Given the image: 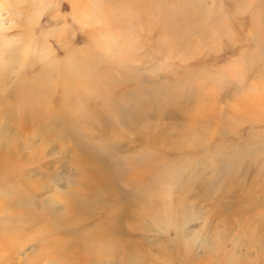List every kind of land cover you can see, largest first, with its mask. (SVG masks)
I'll use <instances>...</instances> for the list:
<instances>
[{"label": "rangeland", "instance_id": "obj_1", "mask_svg": "<svg viewBox=\"0 0 264 264\" xmlns=\"http://www.w3.org/2000/svg\"><path fill=\"white\" fill-rule=\"evenodd\" d=\"M60 1L57 13L67 22L55 24V36L47 35L57 57H32L35 54L31 51L27 61L16 60L17 45L11 44L9 51L4 46L1 51L8 52L6 57L3 55L0 79L3 85L14 87L22 81V75L26 81L39 78L40 83L53 76L55 80L49 83L44 102L66 114L68 122L81 120L85 131L78 128L61 135L50 128L49 136L36 133L30 146L20 153L22 171L12 179L0 177V195L8 189V200L13 197L15 201L9 202L21 211L40 214L59 225L66 213L65 202L57 207L50 204L49 198L58 197L61 201L80 188L87 168L78 162L83 151L93 162H110L119 184L116 198H130L135 190L124 184L120 175L141 146L147 153L146 164L168 175L161 182L169 193L165 194V203L148 209L145 230H132V222L123 225L120 259L129 244L136 253L146 255L143 260L134 258L135 264L192 260L197 243L203 240L214 246L215 253L225 240L220 235L212 236L214 222L229 219L218 214L223 204L231 206L229 212L234 218L264 217V0H156L155 18L136 11L132 12L134 18L127 16L125 25L107 21L94 9L93 0L82 1L92 15L75 22L71 4ZM163 10L174 22L167 29L159 14ZM136 16L143 21L141 27L135 24ZM198 22H203L204 30L213 28V34L204 37L186 31ZM54 28L53 20L44 11L34 28L35 36L39 38ZM13 31L18 33L20 28ZM68 48L80 65L86 62L98 72L111 75L115 83L104 97L123 106L116 116L109 112L110 106L104 107L103 99L94 95L99 94L87 87L83 94L68 90L74 96L63 99V91L55 81L69 68ZM9 53L13 60L7 65ZM73 98L77 99L74 104ZM139 113L143 129L128 128L129 120H121ZM30 134L29 130L23 133ZM84 147H91L92 151ZM233 190L236 193L232 199ZM249 198L252 202L245 205L243 202ZM7 217L0 218V229L5 231L0 234V264H62L55 255L47 254L51 245L46 243L48 239L34 241V232L20 238L14 246L7 245L12 242L10 239L16 240L17 233L7 232L10 225L17 223L13 216H9L13 221ZM64 226L62 231H68L69 225L63 223ZM63 241L68 246L67 239ZM69 254L68 259L74 258ZM215 254L204 264H212ZM70 261L76 263L74 259Z\"/></svg>", "mask_w": 264, "mask_h": 264}, {"label": "bare ground", "instance_id": "obj_2", "mask_svg": "<svg viewBox=\"0 0 264 264\" xmlns=\"http://www.w3.org/2000/svg\"><path fill=\"white\" fill-rule=\"evenodd\" d=\"M65 1L71 4L73 17L72 15L70 17H72L75 22L80 21L81 18L90 17L92 15L87 10V6L84 2H82L84 0ZM93 1L96 3L94 9L98 10V12L111 23L115 22L125 25L128 20L127 16L129 14L132 15V12L136 11L149 17H156L153 15V13H156V10H154V3L156 0ZM59 6L61 8L60 0H0V71H2L1 66L4 64L3 60H5L3 55L6 57L5 53L11 49V44H16L18 47V50H14L16 52L14 55H19L17 57L14 56L16 60L17 58H21L23 61H27L28 54L31 51L35 54H32V57L36 56L37 58H43L45 56H50V59L48 58L49 60L57 57L54 55V50L48 42L47 35L50 34L55 36V24L63 22L65 24L67 22L66 18L61 17V15L57 13V8H59ZM44 11L53 20L55 28L51 29V32H43L38 38L35 36L34 28L38 25L39 17ZM159 14L162 15V24L165 29H167V25H174V22L168 17L167 11L163 10V12H159ZM135 19H137L135 24L141 27L143 24V21H141L142 19L140 20L138 16H136ZM202 23L203 22H198L196 25L192 24L186 31L204 37H208L211 33L213 34V28L204 30L201 27ZM15 28H20V31H18V33L14 32L13 29ZM26 34L29 37L28 41L26 40ZM255 34H259L260 36V31L255 29ZM131 45L133 46V43ZM4 46L8 47V51H1V48ZM17 51L19 52L18 54ZM11 55L12 53L8 54L6 64L13 60ZM67 56L69 59L66 64L69 68L65 69L64 74H61L59 80L57 79V81H55L63 91V99H67L69 95H71L67 93L68 90L74 89L76 94H83L87 87L88 90L97 92L99 95L95 93L94 95L103 99L104 107L110 106L109 112H111L113 116H116L117 110L123 109V106L113 102L111 97H104L107 94L106 92L112 91V84L115 83V81L111 80V75L107 71L98 72L94 69L93 65L87 64L86 62L80 65L79 59L73 55L72 49H67ZM52 61L55 63L56 60ZM25 65L22 66L26 67ZM54 65L55 64H53V67H55ZM21 74H24V72L22 71ZM22 77L24 78H19V80H22L19 84L15 81L16 84L14 87L13 84L12 87H8L5 84L3 85L2 82L4 81L0 79V177L7 180L8 178L12 179V177H15L14 175L22 171L24 163L21 161L20 153L23 149L30 146L31 140L36 133H42L44 137L49 136L47 130L50 128H54V130L57 131L55 133L61 135L73 133L74 130L78 131V128L79 130L82 129L83 132L85 131L81 126V120L79 122L76 120L68 122L66 114L64 115L61 111V114L58 113L59 110L57 111L54 105L51 106L50 103L44 102L46 100L44 97H47L45 91H50V89H48L49 86H51L49 83L55 80L53 76L45 77L43 83H40V80H37L39 78L36 77L27 81L25 80V76L22 75ZM69 84L75 85V87L70 88L68 87ZM71 96L74 95L72 94ZM76 100L77 99L73 98L71 101L72 104H74L73 102L76 103ZM87 101L84 102L83 106L86 105ZM120 113H117V115H120ZM126 119L129 120L127 122L128 128L137 130L140 128L143 129L140 113L121 120ZM121 120L119 122H121ZM135 124L137 125L136 127L134 126ZM116 126L117 125L114 127ZM27 130H29L31 134L24 136L23 133ZM84 148L87 151H92L91 147ZM82 153L78 156V162L82 164V166H87V168L82 176L80 188L70 195L62 197L61 201L58 197L49 198L50 204H57V207H59L58 203L62 201L65 202L66 213L62 211L65 213V216H63V219L59 217L62 219V224H55L53 219L50 220L48 217H42L40 214L31 213L30 215L26 213L28 211L26 209V212L21 211L22 209L18 208V205L17 207L13 202H9L13 198L11 196L12 198L8 200L9 190L6 189L8 191L6 193L3 191V195H0V218L3 220V218L8 216L7 218L11 219L12 217L9 216H13L17 219V223L13 225L14 227L10 225V229L7 231L9 233L17 232L15 237L16 240L10 239L9 241L12 242L7 245L14 246V244L20 243V238L28 235V233L34 232L33 236L36 239L34 241L42 242L48 239L46 243H50L51 247L49 246L50 249L49 247L47 248V254L52 256L55 255L62 264H72L70 263L72 262L70 259L76 261L74 264H135L134 258L143 260L146 255L143 254V252L136 253L133 251L134 249H132L130 244L127 245V249L123 252L125 255L124 258H119L120 245L123 242L121 239V233H124L123 225L132 222L130 226L132 230L142 231L146 229V227H144V221L146 217L149 216L148 209L154 206L158 207L160 203L166 202L165 194L169 193V188L167 189V186H164L161 181L164 178L167 179L168 175L161 169H157V167L155 168L151 164L149 166L146 164L145 159H147V153L146 150L140 146V149L136 152V155H134L135 157L130 159L132 161H129L130 163L127 164L128 167L124 171L122 170L120 175L122 176L121 181L132 187L135 193L131 194L130 198H128L129 196L127 195L116 198L119 184L116 181L114 168L111 166L112 164H110V162L104 164L93 162L89 159L88 153L84 151ZM9 185H7V187ZM32 191L34 192L33 189ZM36 191L40 192V189ZM235 193L236 191L233 190L231 195ZM45 195L48 196L47 193ZM234 197L235 195H233L232 199ZM19 201L22 202L23 200ZM248 202H252L250 198L243 203L246 205ZM166 204L171 207V202L167 201ZM166 204L163 205L165 208L167 206ZM14 207L15 209H13ZM258 207L262 208L260 204ZM230 210L231 206L223 204L218 214L219 216H225L229 219L226 221L219 222L220 220H218L214 222L216 229L212 236L214 235V237H216V235H220L225 240L222 244L223 246H220L219 250H216V254L214 253V246L212 247L209 244L210 242L203 240L197 243L196 250L192 255V260H185V262L180 261L178 264H192V261L196 264H204L206 262L205 260L213 256V254L216 255L215 263L264 264V251H262V245L264 246V217H261V219L252 216L251 219L247 220L243 218H234L231 217L232 212L230 213ZM61 214L63 213L59 212V215ZM53 216L54 215H52V218ZM10 219L8 220L10 221ZM11 220L13 221V218ZM63 223L69 225L68 231H62V229L65 228V226L63 227ZM124 227L126 229V226ZM178 232L181 233L179 230H176L175 233ZM1 233H5V231L0 229V234ZM36 233L39 235L35 236ZM123 235H125V233ZM64 238L67 239L68 246H65L66 242L63 241ZM23 245L24 244L20 245L21 248ZM216 247L218 249V244H216L215 248ZM65 252L67 253L65 254L67 255L66 258L64 256ZM69 252V257L74 258L68 259ZM126 254H129V256ZM76 259H86L88 262H78ZM140 262L141 264L144 263L143 261ZM155 262L156 264H161L159 260Z\"/></svg>", "mask_w": 264, "mask_h": 264}]
</instances>
